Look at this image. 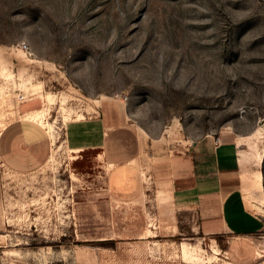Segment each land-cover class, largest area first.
Instances as JSON below:
<instances>
[{
	"label": "rangeland",
	"instance_id": "rangeland-1",
	"mask_svg": "<svg viewBox=\"0 0 264 264\" xmlns=\"http://www.w3.org/2000/svg\"><path fill=\"white\" fill-rule=\"evenodd\" d=\"M34 109L41 144L0 157V264H264V224L205 235L158 197L238 136L264 222V0H0L2 149Z\"/></svg>",
	"mask_w": 264,
	"mask_h": 264
},
{
	"label": "crops",
	"instance_id": "crops-1",
	"mask_svg": "<svg viewBox=\"0 0 264 264\" xmlns=\"http://www.w3.org/2000/svg\"><path fill=\"white\" fill-rule=\"evenodd\" d=\"M36 110L23 112L25 119L31 118ZM21 120L17 127L18 139L20 146H25L20 149H2L3 146H0V151L18 152L1 155L5 160H12V156L21 157L20 151H35L42 142L43 131L30 122V119ZM219 137L217 141L206 135L195 142L192 148H186L183 155L174 158L170 178L161 180L165 189L160 190L158 197L165 191L170 205L193 210L197 219V230L205 235L229 232L249 235L259 231L264 224L246 206L245 201V192L255 196L259 174L258 171L255 174L248 171L245 164L247 155L244 153L243 144L238 142V136L225 139ZM143 140L144 137L141 136L142 143ZM135 157L131 156L124 164L133 166ZM259 171L261 172L260 169ZM125 178L123 180L128 179Z\"/></svg>",
	"mask_w": 264,
	"mask_h": 264
},
{
	"label": "built area",
	"instance_id": "built-area-1",
	"mask_svg": "<svg viewBox=\"0 0 264 264\" xmlns=\"http://www.w3.org/2000/svg\"><path fill=\"white\" fill-rule=\"evenodd\" d=\"M21 49L24 50V51H27L28 50V46L26 44H22L21 45ZM23 96H20V99H22ZM217 141H219V139H217Z\"/></svg>",
	"mask_w": 264,
	"mask_h": 264
}]
</instances>
